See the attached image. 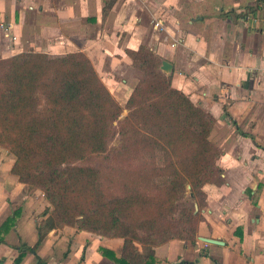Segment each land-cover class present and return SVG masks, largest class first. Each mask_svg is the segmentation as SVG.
I'll return each mask as SVG.
<instances>
[{
  "label": "crops",
  "instance_id": "0c3cea01",
  "mask_svg": "<svg viewBox=\"0 0 264 264\" xmlns=\"http://www.w3.org/2000/svg\"><path fill=\"white\" fill-rule=\"evenodd\" d=\"M141 45L171 62L172 85L214 115L210 139L223 151L224 181L204 186L195 242L173 239L155 247L158 264H264V0H0V57L82 51L124 105L142 77L127 50ZM2 161L0 229L21 208L15 225L0 231L8 243L0 244V264H13L19 252L10 245H35L39 222L27 184L12 181L13 164ZM57 232H49L39 254L46 264H77V249L59 257L56 244L67 236ZM72 235L78 246L88 240L78 264H117L99 246L120 253L123 239L78 228ZM20 264L38 263L28 254Z\"/></svg>",
  "mask_w": 264,
  "mask_h": 264
},
{
  "label": "trees",
  "instance_id": "16d2710c",
  "mask_svg": "<svg viewBox=\"0 0 264 264\" xmlns=\"http://www.w3.org/2000/svg\"><path fill=\"white\" fill-rule=\"evenodd\" d=\"M127 52L142 77L124 106L82 51L0 57V146L15 156L12 173L41 189L50 204L35 245H10L19 252L13 264L28 254L46 264L38 247L65 225L122 238L120 253L99 246L117 264H158L155 247L173 239L195 242L204 220V186L224 181L218 164L223 151L210 139L216 118L172 85L153 49ZM124 109L129 114L122 116ZM116 133L118 180L117 173L83 163L106 153ZM188 194L197 211L181 205ZM20 212L4 228L15 225ZM0 244H8L1 235Z\"/></svg>",
  "mask_w": 264,
  "mask_h": 264
},
{
  "label": "rangeland",
  "instance_id": "374dc122",
  "mask_svg": "<svg viewBox=\"0 0 264 264\" xmlns=\"http://www.w3.org/2000/svg\"><path fill=\"white\" fill-rule=\"evenodd\" d=\"M122 105L124 106V104H122ZM127 114H129V109H124L122 116H125ZM116 127L118 128V126H116ZM119 145H120V134L116 133L114 135L113 139L111 140L108 151L106 153H104L103 155H94L91 158L84 160L83 163L101 166L102 168L106 169L107 173H117V175H115L117 177L115 180H118L119 179L118 175H119V172H120V169L122 166L116 165V159L114 157V150ZM0 159H2L3 160L2 162H5V164H7L9 162V160H11V163L14 164L15 156L12 153H10L7 149L0 146ZM79 163H81V162H79ZM134 167H137V164H134L132 168H134ZM12 175L13 176H10L12 181L19 179V177L17 175H15L14 173H12ZM25 196H28L29 201H32V204H31L32 207L31 208H32L33 214H34V216H36L38 218L39 223H37V224H40L41 222H43L46 219L47 216L43 215V213H44L46 207L50 205L48 200L45 198L44 192L39 188H35L34 186L30 187L27 184V190L25 192ZM196 204L197 203H195V200H193L189 194L181 202V205H186V206H194L195 205V208H196ZM17 209H19V207ZM66 226L67 225L55 229V230H58L57 233H62L63 236L64 235L67 236L66 242H65V240L62 239L63 242H61V244L60 243L56 244V245H61L60 252L58 255H59V257L62 256L63 258H65L64 256L72 254L73 249H77L78 254H77V260H75V263H77V264L81 263L83 261V259L86 257V249H87L86 247L88 245V243H87L88 240L83 241L78 246L79 242L76 241L77 239L72 235L74 229L77 227L68 225L69 227L66 228L67 230H65ZM70 231H72V232H70ZM48 234H49V232H48ZM137 245H139V244H137ZM139 247L142 250H145V248H144L145 246L139 245ZM64 253L65 254L67 253V254L64 255ZM178 262L173 263V264H178Z\"/></svg>",
  "mask_w": 264,
  "mask_h": 264
},
{
  "label": "water",
  "instance_id": "95a60500",
  "mask_svg": "<svg viewBox=\"0 0 264 264\" xmlns=\"http://www.w3.org/2000/svg\"><path fill=\"white\" fill-rule=\"evenodd\" d=\"M173 64L167 60H163L161 63V69L163 71H165L166 73H171L173 71ZM189 188L191 187L190 185L188 186ZM199 209V206L196 204V211ZM204 240L210 243H222V241H219L217 239H213V238H208V237H204ZM182 264V263H180Z\"/></svg>",
  "mask_w": 264,
  "mask_h": 264
},
{
  "label": "built area",
  "instance_id": "2783aa9c",
  "mask_svg": "<svg viewBox=\"0 0 264 264\" xmlns=\"http://www.w3.org/2000/svg\"><path fill=\"white\" fill-rule=\"evenodd\" d=\"M156 26H159L160 27V23H157ZM16 39V37L14 36V40Z\"/></svg>",
  "mask_w": 264,
  "mask_h": 264
}]
</instances>
